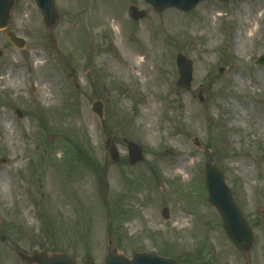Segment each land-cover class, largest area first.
<instances>
[{
  "label": "rangeland",
  "instance_id": "rangeland-1",
  "mask_svg": "<svg viewBox=\"0 0 264 264\" xmlns=\"http://www.w3.org/2000/svg\"><path fill=\"white\" fill-rule=\"evenodd\" d=\"M98 1L54 0L59 18L46 28L35 0H14L8 30L25 47L0 30V175L10 188L0 197V264H28L20 253L103 264L109 240L130 258L152 251L179 264H264V131L257 125L264 65L254 64L264 53L260 0H206L190 12H159L146 0H103L109 16L103 18ZM130 5L146 16L133 19ZM254 15L259 24L238 52V23ZM213 22L217 39L210 35ZM150 45L160 51L142 55L152 70L144 81L125 68V51ZM178 54L192 59L191 89L178 84ZM97 100L104 103L103 122L92 111ZM241 104L244 120L236 123ZM149 124L156 126L153 140ZM109 138L120 151L117 164L109 158ZM127 141L144 150L134 166ZM78 144L88 148L86 156ZM181 159L190 163L185 174ZM206 162L221 170L254 229L249 261L207 201ZM180 217L188 224L179 226Z\"/></svg>",
  "mask_w": 264,
  "mask_h": 264
},
{
  "label": "water",
  "instance_id": "water-1",
  "mask_svg": "<svg viewBox=\"0 0 264 264\" xmlns=\"http://www.w3.org/2000/svg\"><path fill=\"white\" fill-rule=\"evenodd\" d=\"M35 1L41 9L46 26L52 27L59 17V14L55 8L54 0ZM202 1L204 0H147V2L153 5L158 11H162L168 7H177L184 11H190ZM13 6L14 0H0V29H5L7 27ZM130 11L132 16L136 19L142 18L146 15L144 11L139 10L135 6H131ZM7 36L19 48L25 46V41L18 37L15 32L8 31ZM2 54L3 50L0 49V56ZM177 62L180 71L179 84L188 89L191 87L193 81L192 61L184 55H179ZM255 63L264 64V54L260 56ZM200 100H203L201 95ZM93 111L99 117H103V103L101 101L94 102ZM197 144L199 143L197 142ZM107 145L111 152V158L115 162H118L120 156L117 147L113 144L112 140H108ZM128 149L131 164L134 165L143 160V150L138 144L130 142ZM205 170L208 201L212 203L220 212L226 233L230 240L242 252L249 253L254 241L253 230L235 203L231 190L227 186L222 172L218 169V167L211 163H206ZM163 215L166 219L169 218V211L167 208L163 210ZM21 256L29 263L37 262L38 264H77L71 257L65 254H54L52 256L46 257L45 259H42L38 255L27 256L25 254H21ZM82 264L96 263L91 258H88ZM104 264H178V262L174 259L159 257L151 253H135L133 258L130 259L123 254H119L114 242L110 240Z\"/></svg>",
  "mask_w": 264,
  "mask_h": 264
},
{
  "label": "bare ground",
  "instance_id": "bare-ground-1",
  "mask_svg": "<svg viewBox=\"0 0 264 264\" xmlns=\"http://www.w3.org/2000/svg\"><path fill=\"white\" fill-rule=\"evenodd\" d=\"M256 10L258 11H262L264 8V1L260 0L259 2L256 3ZM98 6H99V16L101 18L103 17H109L108 14H105V8H104V3L103 0H99L98 1ZM103 16V17H102ZM218 17L223 16L222 12L219 11L217 14ZM259 16L254 15L253 17H248L246 19V21L244 20H240L238 23V27H237V32L235 35V43H236V49L238 52H240L242 50V48H244V40L247 39V36H250V34L254 31V29L257 28L258 24H259ZM114 24H115V28L117 31V35L118 38L116 40V44L120 45L119 42V37H121V28L119 27V25H117V23L113 20ZM213 28L210 31V35L211 38L213 39H217V30L215 27V23L213 22ZM140 35L142 37H145L146 35V28L145 26L142 27V29H140ZM159 50V47L157 45H150L149 48L143 51H139L138 49H126V56L127 59L125 61V68L127 70H130L131 73L133 74V77H140L143 80L152 75V70L149 67L150 61L145 59V57H143V54H152V56H154ZM143 52V53H142ZM110 64V63H109ZM111 65V64H110ZM14 78V85H17L19 78L17 77V74L12 76ZM3 80H7V77H4ZM145 81V80H144ZM143 81V82H144ZM48 89V86H45V88L43 89V98L45 99H49L50 95L46 94ZM243 105H237L236 109H238V113L236 114V120L235 122L238 123L239 121H243L244 120V112H243ZM156 107V106H155ZM152 113L150 111L151 116H149V118H152ZM262 114H259L257 117V125L261 128L262 131H264V110L261 112ZM3 125H4V130L9 132V140L13 141V137H14V129L12 128V124L9 120L4 119L3 121ZM155 125L154 124H149L147 126V133H148V139L149 140H153L154 139V135L153 133L155 132ZM19 164H21V160L19 161ZM190 166V163L187 162L185 159H181L178 162V167L181 171V173H186L188 171V168ZM246 170H249V168H247V166H244ZM6 181V182H5ZM8 181L5 178V176L2 174L0 175V197L2 199H6L8 192H10V188L7 187ZM9 186V184H8ZM85 187V186H84ZM23 207L26 206V202L25 204H22ZM178 225L182 226V225H187L189 222V219H184L182 217H180L178 219ZM9 261L11 262V259H9Z\"/></svg>",
  "mask_w": 264,
  "mask_h": 264
},
{
  "label": "trees",
  "instance_id": "trees-1",
  "mask_svg": "<svg viewBox=\"0 0 264 264\" xmlns=\"http://www.w3.org/2000/svg\"><path fill=\"white\" fill-rule=\"evenodd\" d=\"M76 147L78 149L77 151H78L79 155L86 156L87 151H88V149L86 147H83V146H76Z\"/></svg>",
  "mask_w": 264,
  "mask_h": 264
}]
</instances>
